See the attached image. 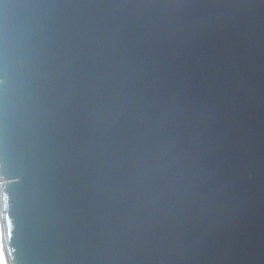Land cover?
Wrapping results in <instances>:
<instances>
[{
    "label": "clouds",
    "instance_id": "obj_1",
    "mask_svg": "<svg viewBox=\"0 0 264 264\" xmlns=\"http://www.w3.org/2000/svg\"><path fill=\"white\" fill-rule=\"evenodd\" d=\"M0 264H264V0H0Z\"/></svg>",
    "mask_w": 264,
    "mask_h": 264
}]
</instances>
